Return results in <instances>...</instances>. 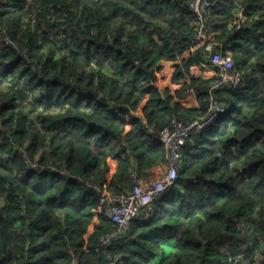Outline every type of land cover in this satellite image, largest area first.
Returning a JSON list of instances; mask_svg holds the SVG:
<instances>
[{
  "label": "trees",
  "instance_id": "trees-1",
  "mask_svg": "<svg viewBox=\"0 0 264 264\" xmlns=\"http://www.w3.org/2000/svg\"><path fill=\"white\" fill-rule=\"evenodd\" d=\"M192 1L0 0V264H264V0H207L214 50L243 73L212 91L191 73L204 60L190 53ZM185 52L166 83L164 63ZM213 101L225 113L187 136L149 217L103 245L118 229L103 212L87 235L109 161L114 193L133 169L162 177L169 149L153 131Z\"/></svg>",
  "mask_w": 264,
  "mask_h": 264
},
{
  "label": "built area",
  "instance_id": "built-area-1",
  "mask_svg": "<svg viewBox=\"0 0 264 264\" xmlns=\"http://www.w3.org/2000/svg\"><path fill=\"white\" fill-rule=\"evenodd\" d=\"M207 6V0H193L189 8L197 14L198 23H196L194 33V46H200L203 54L212 62V68L215 73L210 80V91L223 87L237 89L242 84V71L229 69L230 55L226 52L223 55L221 51H215L217 46L222 45L213 40V33L205 30L204 13ZM223 106L213 101L208 109V115L201 120L182 121L176 118L170 119L167 126L160 131L155 132L157 136L169 149V160L171 165L166 173L158 179H149L138 174L133 169L131 175L134 181L132 188L124 193H114L108 190V183L111 174L107 172L102 182L93 185L98 192L97 205L93 209L94 221H97L98 215L105 211L112 222L118 226V229L110 234L100 237L101 244L107 243L112 236L120 232L128 223L137 217L148 218L151 211V202L154 197L167 187H171L178 177V161L180 159L181 147L185 143L187 136L193 133H199L203 128L209 126L217 114L222 112ZM143 213V214H141ZM72 264H77L73 259Z\"/></svg>",
  "mask_w": 264,
  "mask_h": 264
},
{
  "label": "crops",
  "instance_id": "crops-1",
  "mask_svg": "<svg viewBox=\"0 0 264 264\" xmlns=\"http://www.w3.org/2000/svg\"><path fill=\"white\" fill-rule=\"evenodd\" d=\"M186 57H188V53L187 52L183 53L177 60L166 61L164 63V68H163L164 69V74H163V77H165L164 81L166 83L169 82L170 78L172 77V70H173L174 66L177 65L182 59H185ZM191 73L194 76L203 75L204 77H210L211 75H213L212 73H214V69L210 68L209 65H204L203 63H201V64H197V65H191ZM185 81L186 80H184V79L179 80L177 83L172 84V87H176L177 88V87L180 86V88H181L182 86H184ZM192 99H194V102H192ZM184 100L191 101L190 103L193 104L194 106L197 105V101L195 99V96H194L193 92L192 93L188 92L184 96ZM135 113H137V112H135ZM109 167L111 169L110 171H111V174H112L117 168V161L114 160V159H111L109 161ZM91 229H92V227H90V230Z\"/></svg>",
  "mask_w": 264,
  "mask_h": 264
},
{
  "label": "clouds",
  "instance_id": "clouds-1",
  "mask_svg": "<svg viewBox=\"0 0 264 264\" xmlns=\"http://www.w3.org/2000/svg\"><path fill=\"white\" fill-rule=\"evenodd\" d=\"M193 12V11H192ZM237 18H236V20H235V22H243V21H245L246 20V15L244 14V10H243V8H242V10L241 11H239L237 14ZM205 30L209 33V32H211V33H213V40L214 41H216V42H218V43H220L222 46L224 45V43L223 42H221V41H218L217 39H216V37H217V35L219 34V31L218 30H209V29H207V27L205 26ZM195 44H194V42H193V44L191 45V52L190 53H193V52H195V51H197V50H199V52L201 51V53H202V57L204 58V60L202 61V62H200L199 64H201V63H203L204 65H209L210 66V68H212L211 66H212V62L210 61V60H208V58L203 54V51H202V48L200 47V46H194ZM226 47V46H225ZM226 52H228L229 53V55H230V61L232 60V57H231V50L229 49V48H227L226 47V50H225V52L224 53H222L223 55H226ZM207 61H209V63L207 62ZM230 61H229V63H230ZM181 62V61H180ZM180 62L178 63V64H180ZM228 63V64H229ZM192 65H197L196 63H194V64H192ZM230 67V66H229ZM229 69H232V68H229ZM234 70H236V69H234ZM214 73H215V71H214ZM214 73H212L213 75H211L210 77H211V79H212V77L214 76ZM242 76H243V74H242ZM242 76H241V79H242ZM243 83V82H242ZM226 87H228V86H226ZM231 88V87H230ZM239 88V87H238ZM232 89H234V88H232ZM223 106V109H224V105H222ZM223 113H225V109L222 111V112H220L219 114H217V116L215 117V119L213 120V121H216L217 120V118L220 116V115H222ZM131 117H141L140 115H138L137 113H133L132 115H131ZM213 121H212V123H213ZM211 123V124H212ZM210 124V125H211ZM209 125V126H210ZM208 127V126H207ZM153 131V130H152ZM160 131V130H159ZM154 133L155 132H157V131H153ZM156 134V133H155ZM156 136H157V134H156ZM158 137V136H157ZM161 140V139H160ZM184 145V144H183ZM182 148V147H181ZM111 169H110V167L106 170V172H105V174L107 173V172H109L110 174H111V171H110ZM114 173V172H113ZM113 173L111 174V176H110V180H111V177H112V175H113ZM105 174H104V176H105ZM103 176V177H104ZM103 177H102V179H103ZM102 179L100 180V182H102ZM110 182V181H109ZM109 184V183H108ZM107 187H108V185H107ZM91 188H93V185L91 186ZM97 191V190H96ZM97 194H98V192H97ZM97 200H98V195H97ZM97 205V204H96ZM96 207V206H95ZM94 207V208H95ZM93 208V209H94ZM103 212H105V211H102L101 213H103ZM100 213V214H101ZM99 214V215H100ZM99 215H98V219H97V221H94V211H93V218H92V221H91V223H90V226H89V228H88V231H87V235H89L92 231H93V228H94V225L99 221ZM111 219V218H110ZM112 221V220H111ZM115 224V223H114ZM116 225V224H115ZM117 226V225H116ZM90 227H92V229L90 230ZM118 227V226H117ZM104 245V244H103ZM73 259H75V257H73ZM73 262V261H72ZM77 263V262H76Z\"/></svg>",
  "mask_w": 264,
  "mask_h": 264
},
{
  "label": "rangeland",
  "instance_id": "rangeland-1",
  "mask_svg": "<svg viewBox=\"0 0 264 264\" xmlns=\"http://www.w3.org/2000/svg\"><path fill=\"white\" fill-rule=\"evenodd\" d=\"M194 33H195V29H194ZM194 33H193V37H194ZM191 93H192V91H191ZM190 102L191 101H188V102L186 101V103H189V104H190ZM192 102H194V99H192Z\"/></svg>",
  "mask_w": 264,
  "mask_h": 264
}]
</instances>
